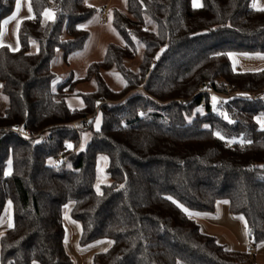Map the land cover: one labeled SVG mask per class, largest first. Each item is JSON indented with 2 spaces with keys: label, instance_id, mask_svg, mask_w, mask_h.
Wrapping results in <instances>:
<instances>
[{
  "label": "trees",
  "instance_id": "1",
  "mask_svg": "<svg viewBox=\"0 0 264 264\" xmlns=\"http://www.w3.org/2000/svg\"><path fill=\"white\" fill-rule=\"evenodd\" d=\"M51 1L54 19L42 25ZM251 2L201 0L194 8L191 0H126V13L115 10L112 21L124 44L109 43L82 77L70 71L59 80L57 50L66 63L83 48L89 32L81 25L97 9L85 0H30L33 16L19 24V50L0 47L9 101L0 115V217L12 206V224L0 236L1 264H72L62 217L68 203L81 243L111 240L90 264H258L192 216L213 213L224 201L244 217L251 241L264 242V130L255 120L264 115V69L235 70L229 59L231 52H264V10ZM14 5L0 0V24ZM112 68L125 81L118 91L102 76ZM91 80L94 91H75ZM207 87L232 95L214 104ZM71 94L82 106L67 105ZM96 110L97 130L92 119L80 129L70 125ZM87 129L85 149L73 150ZM101 153L112 182L98 193Z\"/></svg>",
  "mask_w": 264,
  "mask_h": 264
},
{
  "label": "rangeland",
  "instance_id": "2",
  "mask_svg": "<svg viewBox=\"0 0 264 264\" xmlns=\"http://www.w3.org/2000/svg\"><path fill=\"white\" fill-rule=\"evenodd\" d=\"M87 4L93 5L98 9L97 13L88 21L81 25L82 28H85L89 32V37L85 42L82 49L71 54L68 57L67 62L61 61V51L57 50L56 56L52 62V68L57 73L58 79L62 80L65 78L67 72H72L74 78H80L85 74L86 68L88 64L99 61L103 58L106 50V46L109 43L123 45V40L115 30L113 26V9L121 10V12L126 13V0H113L110 4L108 3L107 11L103 17L100 16V9L103 4H106V0H85ZM254 6H257L254 3ZM102 13V12H101ZM54 19V8L53 1H51L50 6L47 7L43 14L41 23L44 25L46 22ZM149 28L154 29V24L149 22ZM38 50V46L35 43L31 44L30 52H36ZM143 46L138 44L137 53L135 58L129 62V66L133 70H136L138 64L141 59ZM229 59L232 67L235 70L240 71H259L264 69V52H255V53H239V52H231L229 54ZM66 72V73H65ZM102 76L106 81L109 88L114 91L120 90L124 85L125 81L121 74L115 69L112 68L107 71H103ZM96 88L95 81L91 80L89 82L79 83L77 86L76 92H92ZM239 94V93H237ZM247 95V94H246ZM220 100H226L227 97L219 98ZM67 105L71 108L80 107L82 104V99L79 95L71 94L66 96ZM9 104L7 95L2 91V83L0 82V115L4 114L5 109ZM215 112H219L217 108L213 109ZM92 119L91 127L93 130H97L101 124V114L99 110L90 115ZM224 118L228 119L225 115ZM92 131L90 129L83 130L80 134V142L78 147L73 150H84L87 143L91 139ZM232 141V140H231ZM107 165H108V157L106 154L101 153L97 156L96 160V178L94 188L100 193L102 191L103 185L111 184V178L107 173ZM124 183H120L119 186L122 187ZM70 204L68 203L63 207L62 217L65 223L69 226V229L73 231L72 233V241L67 244L66 251L71 257L72 264H89V261L92 255L96 252L107 249L111 240L108 238H101L97 240H93L88 243H81L80 235H81V224L79 221L75 220L70 214ZM241 217V218H240ZM240 219L244 217L239 215ZM199 222V221H198ZM208 226L211 225L214 230H217V233H212L217 237V240L226 244L228 247H231L230 242L227 238L236 241V236L238 232L231 231L232 227L224 223L223 221H213V220H205L204 221ZM12 223V206L11 203H7L6 207L0 217V230H5ZM204 231H206L204 225L199 222ZM244 227L242 229V233L246 236L247 230ZM248 235V234H247ZM247 240V238H246ZM109 243L107 245L106 243ZM236 243V242H235ZM238 243V242H237ZM235 249L238 250H251V248H247V246L237 247L235 244ZM242 246V245H241ZM243 248V249H242ZM34 263H38L33 261Z\"/></svg>",
  "mask_w": 264,
  "mask_h": 264
},
{
  "label": "crops",
  "instance_id": "3",
  "mask_svg": "<svg viewBox=\"0 0 264 264\" xmlns=\"http://www.w3.org/2000/svg\"><path fill=\"white\" fill-rule=\"evenodd\" d=\"M106 1H107L106 4H103L101 6V9H100V16L101 17H102V13H101L102 9L106 8V12H108L107 11V7H108L107 5L109 2L111 3L113 0H106ZM18 2H19V7H18ZM254 3L257 6H254ZM191 5L194 8H198L201 6V0H191ZM251 6L255 9H262V8H264V0H252ZM115 10H118V9H113V11H115ZM97 11H98V9H97ZM119 11L121 12V10H119ZM32 16H33V13H32L31 5H30V0H15V5H14L13 11L11 12V14H9L7 17H5L1 21V24H0V47H7L10 51H13V52L19 50V48H20V43H19V39H18L19 24L23 20L32 18ZM5 22H7V23H5ZM68 73L69 72H67L65 75H68ZM78 85L79 84L76 85L75 90L77 89ZM213 98H215L213 100H217V97H213ZM80 106H82V104ZM255 120H256L257 124L259 125V127L264 130V115H258L255 118ZM70 206H72V204H70ZM192 216L197 221L202 223L204 225L206 231L211 233V234L217 233L216 232L217 230L210 228L212 226L211 225L208 226L204 222L205 220H213V221H218V222L223 221L227 225L231 226L232 227L231 231L238 232V233H237V235H235L236 239H237L236 241H233L232 239L227 238L228 241L230 242V245H231L230 248L235 249V246H234L235 244L237 245L238 248L243 247L245 245L247 246V248H251V246H254L255 252L253 253V256L255 258V261L258 264H264V242L254 244L251 241L249 235H247L248 231L246 233V236L242 233V230H244V229H242L244 227V224L246 226L245 219L243 221V219H240L241 217L239 218V215H234V214L230 213L228 210V205L226 202H224V201L218 202L216 205L215 211L213 213H193ZM63 224L65 227V249H66L67 244H69L72 241L71 238H72L73 231H71L69 229V226L65 223L64 219H63ZM5 230H0V236L5 232ZM246 238H247V240H246ZM106 244L109 245L108 242ZM247 251H249V250H247ZM32 264H39V263L32 262ZM89 264H90V261H89Z\"/></svg>",
  "mask_w": 264,
  "mask_h": 264
},
{
  "label": "built area",
  "instance_id": "4",
  "mask_svg": "<svg viewBox=\"0 0 264 264\" xmlns=\"http://www.w3.org/2000/svg\"><path fill=\"white\" fill-rule=\"evenodd\" d=\"M106 12V8L102 9V17L105 15ZM208 94L211 95V102L214 104L220 103L221 100L219 98L222 97H229L230 95H232V93L228 92V93H218L215 92L211 87H207L205 89ZM239 93V92H237ZM239 94H247L249 95L251 98H257L258 96H260L259 94L255 93V92H245V93H239ZM213 97H217V100H213ZM91 123V117L87 116V117H81L76 119L75 121H72L70 123V125L74 128V129H80L81 127H85L88 126ZM16 133H20L22 136L24 137H30L31 134L29 133V131L27 130H22L20 127H16L15 129H13ZM35 136H38L40 138H44V135L41 132H38L37 134H35ZM60 160H62V158L60 156L56 157L53 159V163H59ZM251 253L255 252V248L254 246H251Z\"/></svg>",
  "mask_w": 264,
  "mask_h": 264
},
{
  "label": "snow or ice",
  "instance_id": "5",
  "mask_svg": "<svg viewBox=\"0 0 264 264\" xmlns=\"http://www.w3.org/2000/svg\"><path fill=\"white\" fill-rule=\"evenodd\" d=\"M18 7H19V2H18ZM261 10H264V9H261ZM14 18V17H13ZM5 23H7V22H5ZM213 99H215V98H213ZM68 147H71V145H69Z\"/></svg>",
  "mask_w": 264,
  "mask_h": 264
}]
</instances>
